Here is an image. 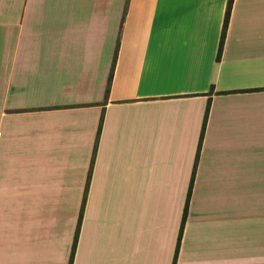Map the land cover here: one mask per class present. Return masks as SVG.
<instances>
[{
	"label": "crops",
	"instance_id": "0c3cea01",
	"mask_svg": "<svg viewBox=\"0 0 264 264\" xmlns=\"http://www.w3.org/2000/svg\"><path fill=\"white\" fill-rule=\"evenodd\" d=\"M176 252L264 264V0H0V264Z\"/></svg>",
	"mask_w": 264,
	"mask_h": 264
},
{
	"label": "trees",
	"instance_id": "16d2710c",
	"mask_svg": "<svg viewBox=\"0 0 264 264\" xmlns=\"http://www.w3.org/2000/svg\"><path fill=\"white\" fill-rule=\"evenodd\" d=\"M230 9H231V3H229V7H228V10H227V17H226V20H225V24L223 26V32H222V37H221L222 39H221V43H220V50H222L223 44H224L223 42H224L225 33H226L227 25H228ZM218 58L220 59V54H219ZM207 112H208V110H207ZM186 214H187V205H186V208H185L183 222H182V225H181V235H182V230H183V226H184V223H185ZM80 227H81V216L79 217L78 226H77L76 234H75L73 245H72L71 262L73 261L72 259L74 258V255H75V249H76V246H77V241H78V235H79ZM176 258H177V252L175 253L173 264H175Z\"/></svg>",
	"mask_w": 264,
	"mask_h": 264
}]
</instances>
